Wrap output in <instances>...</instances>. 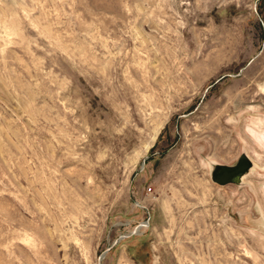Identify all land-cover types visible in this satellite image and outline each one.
<instances>
[{
    "label": "rangeland",
    "instance_id": "1",
    "mask_svg": "<svg viewBox=\"0 0 264 264\" xmlns=\"http://www.w3.org/2000/svg\"><path fill=\"white\" fill-rule=\"evenodd\" d=\"M0 264H264V0H0Z\"/></svg>",
    "mask_w": 264,
    "mask_h": 264
},
{
    "label": "built area",
    "instance_id": "2",
    "mask_svg": "<svg viewBox=\"0 0 264 264\" xmlns=\"http://www.w3.org/2000/svg\"><path fill=\"white\" fill-rule=\"evenodd\" d=\"M147 225L148 223L145 221L140 223L138 227L133 231V233H136L140 228L146 227ZM129 235H130L129 233H121L120 236L116 238L114 242L106 249V251L110 250L115 244L119 243L122 239L128 237Z\"/></svg>",
    "mask_w": 264,
    "mask_h": 264
}]
</instances>
